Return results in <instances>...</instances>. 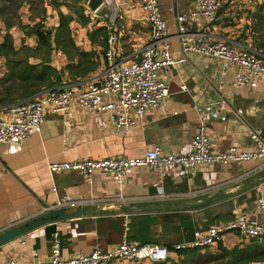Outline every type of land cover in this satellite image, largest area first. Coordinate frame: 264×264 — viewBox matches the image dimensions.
I'll use <instances>...</instances> for the list:
<instances>
[{
  "label": "crops",
  "instance_id": "obj_1",
  "mask_svg": "<svg viewBox=\"0 0 264 264\" xmlns=\"http://www.w3.org/2000/svg\"><path fill=\"white\" fill-rule=\"evenodd\" d=\"M48 1L51 2L47 5L49 17L46 14L47 19L44 16L39 19L32 15L37 1L0 0V105L30 99L44 89L28 95V87L21 85L11 67L14 62L25 59L33 65L41 64V58H27L20 54V49L37 50L38 25L42 31H52L56 39L59 13L70 19V34L60 36V40H72L67 48L55 43L51 52L50 65L62 73L60 84L104 71L107 39L111 33L119 38L115 47L117 58L126 61L140 58L151 35L141 0H104L96 15L78 0ZM195 1L159 0L161 14L171 31H175L176 16L192 11ZM223 1L216 32L264 55V0ZM203 26L200 21L192 28ZM177 49L178 42L174 40L173 50ZM165 78L170 83L171 97L162 107L147 112L143 126L118 130L105 116L73 106L69 117L47 111L41 134L25 142L0 144V165L5 169V174L0 176V235L34 221L43 207L64 196L89 201L79 208L65 210L72 214L83 208V216L55 219L1 245L0 264L8 260L17 264L48 262L52 253L50 227L59 233L62 255L68 258L89 253L96 244L108 249L121 243L126 214L131 216L129 241L131 235L146 229L150 239L168 247L169 242L191 240L197 229L223 225L240 212L256 209L257 199L264 197V168L258 163L202 166L193 177H186L177 167L171 168L164 182L165 195H160L154 186L157 173L135 169L125 178V200L120 201L119 187L108 173L96 172L91 184L80 172L50 173V162L136 158L155 146L163 153L186 154L200 127L201 116L196 106L220 101H226L231 110L228 120H204L213 151L224 152L232 146L248 152L255 150L247 130L264 129V80L255 89L238 88L231 73L222 76L217 59L198 54L170 68ZM183 84L191 93L181 91ZM238 110L243 114L239 115ZM143 218L147 220L137 225ZM252 242L229 234L221 244L232 250L248 247ZM219 247L211 251L216 252ZM169 260L181 259L171 253Z\"/></svg>",
  "mask_w": 264,
  "mask_h": 264
},
{
  "label": "built area",
  "instance_id": "obj_2",
  "mask_svg": "<svg viewBox=\"0 0 264 264\" xmlns=\"http://www.w3.org/2000/svg\"><path fill=\"white\" fill-rule=\"evenodd\" d=\"M141 6L151 35L140 52V58L119 60L115 50L119 38L117 34L111 33L107 39L104 71L75 82L44 88L30 99L0 105V144L25 142L41 134L47 111L69 117L73 106L105 116L118 130L143 126L147 112L162 107L171 97L170 83L165 78L169 69L186 63L192 54L217 59L222 66V76L231 73L238 88L255 89L264 80V55L241 41L216 32L215 27L224 8L223 0H196L192 11L176 16L175 31H171L163 18L159 0H141ZM200 21L204 26L193 29V25ZM174 40L178 42L176 51L173 50ZM181 91L191 93L186 84L181 86ZM196 109L201 116L200 127L192 138L191 150L186 154L163 153L159 146H155L136 158L50 162L49 171L51 174L80 172L90 184L96 172L108 173L119 187L120 201L125 200V178L135 169L145 168L157 173L158 180L154 186L160 195H165L164 182L171 168L181 169L186 177H193L202 166L216 164L258 163L259 167L264 168V129L247 130L255 147L253 151H243L234 146L224 152L213 151L204 120L213 118L225 122L231 110L226 101L203 104L196 106ZM237 113L243 114L242 110ZM3 174L5 169L0 165V176ZM88 202L64 196L54 204L43 207L39 216L52 210L76 209ZM124 220L121 243L106 250L96 244L91 252L68 258L62 255L60 236L55 231L52 235L51 257L44 264H117L125 261L158 264L169 260L171 253L181 258L180 253L183 251L218 248L229 234L246 241L262 239L264 197L257 199L253 211L240 212L223 225L211 226L206 230L197 229L191 240L174 244L172 250L164 245L130 242L131 216L126 214ZM34 256H38V253L34 252ZM3 264L17 263L8 260Z\"/></svg>",
  "mask_w": 264,
  "mask_h": 264
},
{
  "label": "trees",
  "instance_id": "obj_3",
  "mask_svg": "<svg viewBox=\"0 0 264 264\" xmlns=\"http://www.w3.org/2000/svg\"><path fill=\"white\" fill-rule=\"evenodd\" d=\"M69 22L70 19L67 16L63 13H59V27L56 32V39L55 34L54 37H52V31H42L41 25H38L35 31L39 40L37 50L32 52L25 47L20 49V54L25 55L27 58L30 56L41 58V64L37 65L30 64L27 59H25V61L14 62L12 64L11 71L18 79H20L22 83L21 85L28 87V95L31 96L42 88L53 87L62 82V73L50 65V56L55 43L58 47L63 48H67L70 44H72V40L69 38L65 42L60 40V36H68L70 34ZM146 220V218L139 219L137 225H139V223L142 225L141 222ZM124 221L125 220L123 219V225ZM50 230L53 234L55 232V227H50ZM122 230H124V227H122ZM192 236H194V233H192ZM192 236H189V238ZM130 241L140 245H160L157 241L149 238L146 229L140 230V232L131 235ZM174 244H177L176 241L169 242L168 248L172 250V246ZM180 254L181 258L179 259L181 260H167L165 263L161 264H248L251 262H264V238L253 240L248 247L244 248L229 250L220 244L219 250L216 252L211 250H189L183 251Z\"/></svg>",
  "mask_w": 264,
  "mask_h": 264
},
{
  "label": "water",
  "instance_id": "obj_4",
  "mask_svg": "<svg viewBox=\"0 0 264 264\" xmlns=\"http://www.w3.org/2000/svg\"><path fill=\"white\" fill-rule=\"evenodd\" d=\"M104 0H88L87 6L93 12H98L100 8L103 6ZM84 209L82 208L80 211L76 213H66L65 210H52L48 213H45L39 217H37L34 221L28 223L27 225H19L16 228H13L9 231H6L0 235V246L17 239L19 237L24 236L26 233H30L34 229L48 224L49 222L55 221L51 219H58V220H68L73 218H78L83 216Z\"/></svg>",
  "mask_w": 264,
  "mask_h": 264
},
{
  "label": "rangeland",
  "instance_id": "obj_5",
  "mask_svg": "<svg viewBox=\"0 0 264 264\" xmlns=\"http://www.w3.org/2000/svg\"><path fill=\"white\" fill-rule=\"evenodd\" d=\"M32 1H34V2L37 1V7H36V9H32V15H36L39 19L42 16H44V19H47L49 17V15L47 14V12H48L47 9L49 10L47 5L51 4V2L48 0H32ZM41 1H43V4L41 3ZM78 1L81 2V5L86 6L87 9H89L87 6L86 0H78ZM52 6H53V8L55 7L54 4H52ZM43 8L45 9V11H43ZM46 14H47V18H45ZM99 16L102 17V13H100ZM52 17H53V15H50V18H52Z\"/></svg>",
  "mask_w": 264,
  "mask_h": 264
}]
</instances>
